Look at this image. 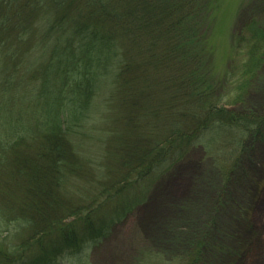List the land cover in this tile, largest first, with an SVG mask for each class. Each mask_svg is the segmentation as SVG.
<instances>
[{
	"label": "trees",
	"instance_id": "16d2710c",
	"mask_svg": "<svg viewBox=\"0 0 264 264\" xmlns=\"http://www.w3.org/2000/svg\"><path fill=\"white\" fill-rule=\"evenodd\" d=\"M214 9V0H0V264L79 256L199 137L260 133L262 119L220 105L203 69L201 27ZM250 9L233 36L237 70L222 79L237 80L234 97L264 83V17L251 15L264 0ZM196 246L180 255L185 264H207L206 244Z\"/></svg>",
	"mask_w": 264,
	"mask_h": 264
},
{
	"label": "rangeland",
	"instance_id": "374dc122",
	"mask_svg": "<svg viewBox=\"0 0 264 264\" xmlns=\"http://www.w3.org/2000/svg\"><path fill=\"white\" fill-rule=\"evenodd\" d=\"M214 3L211 19L201 27L210 49L203 69L213 90L223 95L220 105L262 119L260 133L234 129L199 137L200 145L156 170L144 201L108 237L88 242L79 256L56 264H185L181 256L194 245L200 251V242L206 244L207 264H264V83L258 79L239 97H234L235 78L222 83L241 60L233 52V36L250 18L255 0ZM251 15L263 19L264 11ZM159 189L165 193L157 195ZM223 244V251L207 248Z\"/></svg>",
	"mask_w": 264,
	"mask_h": 264
},
{
	"label": "bare ground",
	"instance_id": "6f19581e",
	"mask_svg": "<svg viewBox=\"0 0 264 264\" xmlns=\"http://www.w3.org/2000/svg\"><path fill=\"white\" fill-rule=\"evenodd\" d=\"M165 192L161 191V189L157 190V195H163Z\"/></svg>",
	"mask_w": 264,
	"mask_h": 264
}]
</instances>
